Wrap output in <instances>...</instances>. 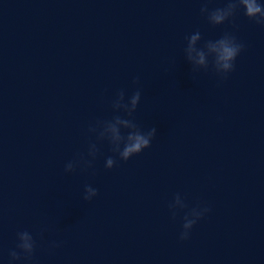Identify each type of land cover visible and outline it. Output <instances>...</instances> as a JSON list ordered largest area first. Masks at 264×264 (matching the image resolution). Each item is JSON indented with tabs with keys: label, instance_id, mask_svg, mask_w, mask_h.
Masks as SVG:
<instances>
[{
	"label": "water",
	"instance_id": "obj_1",
	"mask_svg": "<svg viewBox=\"0 0 264 264\" xmlns=\"http://www.w3.org/2000/svg\"><path fill=\"white\" fill-rule=\"evenodd\" d=\"M205 2L225 0H0V264L24 230L34 253L11 264H264V26L243 8L212 25ZM197 29L198 47L245 44L226 79L186 60ZM121 89L157 135L108 169L88 129ZM90 143L93 167L65 172ZM197 205L211 210L180 240Z\"/></svg>",
	"mask_w": 264,
	"mask_h": 264
},
{
	"label": "clouds",
	"instance_id": "obj_2",
	"mask_svg": "<svg viewBox=\"0 0 264 264\" xmlns=\"http://www.w3.org/2000/svg\"><path fill=\"white\" fill-rule=\"evenodd\" d=\"M241 8L244 9V15L250 20L264 26V3H261L260 0H225L224 6L213 9H209L207 2H205L200 12L202 15H206V19L210 24L221 25L226 21L233 20ZM185 39L187 40V46L184 49L186 60L192 65L193 69L203 68L207 70L211 63L216 74L222 79H226L227 75L234 71L236 58L245 48V44L230 32H225L216 40H206L200 47L197 45L203 37L198 29L189 36H186ZM209 57L212 58L211 61ZM133 83L138 84L139 77L134 78ZM140 100L141 91L139 89L134 91L127 100H125V91L123 89L117 91L111 101V107L115 114L110 119L98 120L94 126H89L88 131L96 133L98 141L107 140L111 146V152L115 154L114 156H108L105 160V167L108 169L113 168L117 164L116 156L120 160L127 161L132 156L149 148L152 140L157 135V128L155 126L145 131L136 122L134 113ZM121 112H123V115L120 114ZM122 129L127 131L122 132ZM99 151L100 149L96 143H90L88 156L92 159H86L81 154L78 159L70 160L66 163L65 172H73L77 167L81 166L83 170L92 168ZM97 194V188L85 185L83 200L91 201ZM187 207V204L179 194L169 204V208L173 210V216L176 215L174 209ZM210 210L207 206L201 207L197 205L185 213L182 225L183 230L179 235V239L187 240L193 226ZM17 237L18 243L16 247L21 251L11 250L9 252L11 258L9 264L12 261L20 260L22 254L25 259L30 258L36 247V241L29 231L18 232Z\"/></svg>",
	"mask_w": 264,
	"mask_h": 264
}]
</instances>
